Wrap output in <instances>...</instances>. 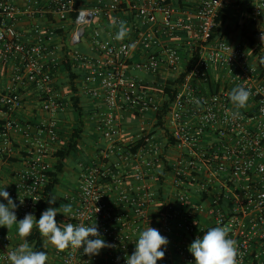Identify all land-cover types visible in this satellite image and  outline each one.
I'll list each match as a JSON object with an SVG mask.
<instances>
[{
  "label": "built area",
  "instance_id": "1",
  "mask_svg": "<svg viewBox=\"0 0 264 264\" xmlns=\"http://www.w3.org/2000/svg\"><path fill=\"white\" fill-rule=\"evenodd\" d=\"M126 1L140 29L130 42L112 35L102 39L98 30L109 24L119 28L124 20L121 0H24L22 5L0 0V63L13 67V87L0 92V161L13 159L18 149L13 134L18 133L23 167L15 173L10 195L17 204V220L28 213L36 217L54 169L52 158L61 140L59 116L67 103L55 90L58 62L42 64L41 59L47 42L58 36L55 29H70L64 37V58L68 55L83 71L85 82L98 85L92 97L103 99L107 113L96 123V132L114 158L110 161L107 153L99 164L81 165L78 190L71 199L73 218L57 222L96 224L100 237L115 247L93 256L85 255L83 248L55 249L46 264H126L139 233L148 227L169 241L161 249L164 264H195L190 244L217 226L227 227L228 238L236 241L238 264H264V78L251 48L212 39L216 18L230 0H201L193 35L191 23L177 16L170 0ZM22 17H52L54 25L28 43L17 31ZM250 17L256 26L264 19V0H252ZM86 29H93L90 46L98 53L96 59L78 51ZM256 32L264 57V31ZM183 39L188 43L185 66L179 48ZM136 48L145 56L132 68L153 77L150 81L128 73ZM197 51L196 65L182 78ZM237 86L251 95L239 109L240 117L233 119L229 93ZM25 87L38 95L47 116L35 128L12 118L23 106L20 89ZM165 90L176 95L163 127L156 128ZM121 111L143 121L153 118L152 129L139 135L134 145L118 142L122 126L116 113ZM19 245L0 226V264H10L7 252Z\"/></svg>",
  "mask_w": 264,
  "mask_h": 264
},
{
  "label": "crops",
  "instance_id": "2",
  "mask_svg": "<svg viewBox=\"0 0 264 264\" xmlns=\"http://www.w3.org/2000/svg\"><path fill=\"white\" fill-rule=\"evenodd\" d=\"M88 4L89 0H82ZM94 1V0H93ZM109 1V0H104ZM122 5L121 8L123 12V21H126L127 27L130 29L128 36L122 41H132L140 29L137 27V19L135 15L133 16L127 10V1L121 0ZM150 0H146L148 2ZM24 0H18L19 5H22ZM172 5L177 11L178 17H185L191 23L193 31L191 35L196 32L198 28V21L195 18V13L198 11V7L201 3V0H183L185 4L184 8H180L177 4V0H170ZM235 0H230L229 3L224 7L221 13L227 16L234 15V8L231 6ZM158 21L161 20L160 15H156ZM54 25V19L52 17L44 18V17H35V18H25L22 17L17 23V31L21 34L24 41L28 43H34L37 41L38 37L42 36L45 31H47L48 27H52ZM39 26L41 29H36L35 27ZM151 26L143 27L142 29H149ZM58 32L57 38L47 42L46 44V56L43 59L42 56V64L47 63L51 60H56L58 62V66L53 74L55 90L58 93L60 99L67 103L66 112L59 116V134H60V142L57 146L58 149L64 146L68 133L71 129L77 127V118L75 113L72 111L71 98L78 97L81 100V105L85 111L84 117V129L85 133L79 145V150L75 154L71 155L69 159L66 161L65 168L63 173L59 176L61 177L63 174H66V177L69 179H74L73 183V191L66 197L60 199V201L56 204H52V208H59L60 206L70 204L72 206V210L75 206L74 201L71 199L76 195L79 185V175L81 173V165H90V164H99L101 161V157H105L110 154L109 160L112 161L114 155L111 151L105 150L106 145L101 136L96 132V123L103 118V115L106 114V106L103 99H95L92 97V90L99 89L97 84L87 83L81 78L80 80L75 82L76 92L71 90V86L69 85L68 74L62 69V62L64 59L63 53L66 52L67 48L64 47L66 42L64 41V36L68 34L70 29H55ZM100 32V36L102 39L107 38L109 35L116 36L119 28L114 27L111 24L107 26H103L98 29ZM255 30H263L264 31V19L261 20L257 26H255ZM93 29H90V32L87 33V37L82 41L81 45L78 48V51L84 54L91 56V58H98V53L95 48L90 46ZM224 40L231 43L235 46H240L246 49L247 51H251V49L247 46V43L238 33H230L228 31H224ZM121 41V40H119ZM180 52L182 55V63L185 66L187 56H188V43L186 39H183L179 44ZM145 54L141 49H134L131 60L129 62V70L128 73L130 77L133 79L143 78L145 80H152L153 77L147 76L144 74H140L133 70L132 64L140 61ZM13 77V67L12 65H4L0 63V92L4 91L8 87H13L12 82ZM23 95V106L13 113L12 118L18 120L23 125H29L32 128L38 126L40 122H42L47 116H45L41 110V102L39 101L38 95L30 88H21L20 89ZM101 97L102 94H101ZM116 116L121 123L122 133L118 138V142L120 145L127 146L129 144H136L139 135L146 133L152 129L153 126V118L145 119L144 121L136 114H133L130 111H121L117 112ZM4 117L0 115V123H2ZM16 147L18 148L13 155V159L7 162L0 161V191L6 190L10 193L13 188V184L15 181V173L22 169L23 162L20 158L21 147L18 145L21 140V136L18 133H14ZM162 139V136L161 138ZM109 153V154H107ZM100 160V161H99ZM52 162L55 164L56 159L52 158ZM60 185V183H59ZM58 185V186H59ZM57 186V187H58ZM56 187V188H57ZM0 202L7 203L2 197H0ZM64 214L57 213L56 220L63 218ZM5 232L11 234L14 241L18 244L24 242L18 235V225H13V227L9 230L6 226H2ZM34 228V227H33ZM33 230V229H32ZM47 241L45 240V243ZM47 249V246H46ZM48 250V249H47ZM49 250L47 256L49 255Z\"/></svg>",
  "mask_w": 264,
  "mask_h": 264
},
{
  "label": "clouds",
  "instance_id": "3",
  "mask_svg": "<svg viewBox=\"0 0 264 264\" xmlns=\"http://www.w3.org/2000/svg\"><path fill=\"white\" fill-rule=\"evenodd\" d=\"M129 32L126 21L121 20L115 39L122 41ZM261 40L264 41V34L261 35ZM250 95V90L242 86L231 90L229 98L235 108V111L231 112L233 119L240 117L239 109L247 106ZM0 197L7 201L6 204L0 202V226H6L10 230L13 225H18V235L22 239L31 235L33 227L36 226L41 236L61 252L69 247L83 248L85 255L93 256L99 255L101 249L115 247L100 237L96 224L92 226H85L82 223L78 226L73 223L58 224L56 220L58 212L73 218L70 204L59 208L49 207L42 212L38 220L33 214L28 213L18 221L15 212L17 204L10 197V193L4 189L0 191ZM39 200L33 199L34 202ZM55 202V197L48 200L49 204ZM20 203L23 204V200H20ZM228 235L227 227L217 226L210 228L202 237H197L188 249L195 258V264H238L239 252L236 241L228 238ZM168 243V239L162 236L157 229L148 227L139 233L138 240L135 242V251L125 257L126 264H157L158 260L164 259L165 251L161 249ZM7 259L10 264H46L48 256L44 251H34L24 239L18 248L7 252Z\"/></svg>",
  "mask_w": 264,
  "mask_h": 264
},
{
  "label": "trees",
  "instance_id": "4",
  "mask_svg": "<svg viewBox=\"0 0 264 264\" xmlns=\"http://www.w3.org/2000/svg\"><path fill=\"white\" fill-rule=\"evenodd\" d=\"M177 4L180 8H184L185 4L183 0H177ZM234 8V15L227 16L223 13H219L216 18V27L213 30L212 39L224 40V31L230 33H238L244 41L247 43V46L252 49L253 55L258 57V65L261 69L262 77L264 78V57L261 53L262 48L258 45V39L256 37L255 22L251 19L250 15L252 13V0H235L231 5ZM66 37V36H64ZM200 57L199 52H195L192 58L189 61L188 66L185 69V72L182 74V78L185 74L189 73L193 67L196 65ZM62 69L68 74L69 85L71 90L76 92L75 82L83 78V71H80L72 59L68 55L64 58L62 62ZM180 81V80H179ZM178 81V82H179ZM165 100L163 104V109L157 115V127H163V119L167 115L170 106L172 105L175 99V92L170 90H165ZM72 111L75 113L77 118V127L71 129L68 133L67 140L62 146V148L55 151L53 158L56 159L54 169L50 174V180L45 187L44 191V201L41 206L38 208L36 213V219L38 220L43 211L47 210L52 204L48 203L50 198L55 197L56 187L60 183L59 176L63 173L65 168L66 161L69 157L79 150L80 142L85 133L84 129V117L85 111L81 105V100L78 97L71 98ZM156 133V132H153ZM56 198V197H55ZM207 232V231H206ZM205 232V233H206ZM27 242L33 246L34 251H44L48 253L46 249L45 238L41 236L38 228L34 226L31 235L26 237ZM157 264H164L162 260H158Z\"/></svg>",
  "mask_w": 264,
  "mask_h": 264
},
{
  "label": "rangeland",
  "instance_id": "5",
  "mask_svg": "<svg viewBox=\"0 0 264 264\" xmlns=\"http://www.w3.org/2000/svg\"><path fill=\"white\" fill-rule=\"evenodd\" d=\"M86 32L89 33L90 29H86ZM75 182L74 179H68L66 177V174H63V176L61 177L60 180V185L56 188L55 190V197L57 201H60V199L66 197L67 195H69L70 193H72L73 191V183ZM58 202H56L57 204ZM60 215L63 213H59ZM45 238V237H44ZM45 240L46 242V246L47 249L49 250V253H51L52 251H54L56 249L55 246H53L46 238ZM49 255H48V259H49Z\"/></svg>",
  "mask_w": 264,
  "mask_h": 264
}]
</instances>
